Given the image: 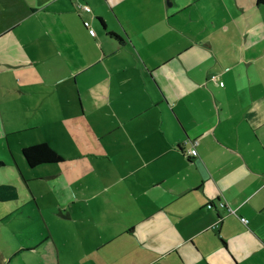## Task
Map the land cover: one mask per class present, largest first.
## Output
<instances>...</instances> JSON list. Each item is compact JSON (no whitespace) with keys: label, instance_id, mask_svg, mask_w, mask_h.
Returning <instances> with one entry per match:
<instances>
[{"label":"crops","instance_id":"1","mask_svg":"<svg viewBox=\"0 0 264 264\" xmlns=\"http://www.w3.org/2000/svg\"><path fill=\"white\" fill-rule=\"evenodd\" d=\"M204 4L213 9L210 0H16L12 12L0 8V76L36 69L39 81L18 80L21 93L39 85L51 95L62 86L65 118H76L75 108L85 117L102 114L92 143L105 147L82 151L110 169L98 173L103 189L92 180L89 208H77L95 227L93 204L107 210L111 233L86 250L87 264H99L95 254L114 243L109 264H264V75L256 68L264 64V6L255 0L258 17L245 26L233 16L230 30L222 6L212 18ZM193 8L204 12V25ZM51 60L63 71L39 72L37 64ZM194 140L197 155L188 158ZM0 164V186L18 193L0 201V264H69L30 191L35 168L23 156L18 165L8 145H0ZM54 183L50 214L83 221L73 214L70 183ZM39 218L45 235H24L38 231Z\"/></svg>","mask_w":264,"mask_h":264},{"label":"rangeland","instance_id":"2","mask_svg":"<svg viewBox=\"0 0 264 264\" xmlns=\"http://www.w3.org/2000/svg\"><path fill=\"white\" fill-rule=\"evenodd\" d=\"M2 1L3 2L0 1V8L3 9L2 11H4V13H10L14 10L16 0ZM239 2L240 0H210L213 9H210L204 4L206 5L204 6L206 15L212 18L215 15L218 17L222 16L223 13L217 8V5H220L225 10L223 17L230 26V30H232L233 25H235L234 18L236 15H239L244 23L243 25L247 26V22H249L251 18L258 17V14L254 12L255 0H242L241 4ZM240 7H242V10H240ZM193 10L196 17L199 18L204 25L205 17L202 14L204 12L201 11V13L197 8H193ZM244 13H248L250 16H245ZM118 33L121 34V32ZM121 35L123 36V34ZM202 36L203 35H200L198 40L201 39ZM214 38L220 40L219 42L221 44L224 42L218 35H215ZM51 59H56V57L51 56ZM47 63L48 62L44 64V62L41 61L37 64L39 72L42 71L44 74L47 72L46 70H50V72L58 74L63 71V68L59 67L57 61L51 60V63L45 67L44 65ZM256 68L258 72L261 71L264 75L263 62L258 63ZM18 70L20 69L13 70L14 73L4 75V77L0 76V145L3 147L9 146L13 159H15L18 165L20 160H22L20 148L22 146H29L30 144L49 142L53 148L59 150L65 157L64 163L60 165H42L29 171L28 177L34 180L29 184L30 191L36 203L39 204L40 218L43 216L45 228L49 229L51 234L55 237L56 246L62 257H64L69 264H87L89 259L85 257L86 250L93 249L95 242L101 243L102 240L100 236L102 233H107L108 235L111 233L110 225L107 222L110 215L107 210H98V204H93L100 214L99 219L101 221L95 227L88 214H85L77 208L79 205H81L83 210L85 207L87 209L89 208V204H84V201L89 200L93 188L91 185L92 180L94 179L96 181L97 190L103 189L105 185L101 181H98V173L104 168L110 169L108 162L105 160L99 159L100 157H95L94 155L84 154L82 151L83 148L89 150L105 147L107 141H102V146L92 143L96 138L94 135H98L97 128L100 127L98 126L100 120L97 119L102 117V114H99L101 115L99 118L94 119L92 116L87 115L88 113L86 114L87 117L84 115L81 116L75 108L74 110L77 117H70V119L65 118L63 111L66 110L68 105L65 101V95L62 92V86L57 87L58 93L51 95L43 93L42 91H44V88L39 85H36L34 89L31 88V90H27L29 93H21L20 89L22 85L18 83V80H22L23 83H26L25 81L28 77L37 79V76L36 69L28 70L26 75H22L21 71L19 72ZM43 79L46 80L45 76H43ZM87 80H89V78H87ZM36 81L39 80L37 79ZM48 81L50 80L48 79ZM67 89L73 93L71 83H67ZM73 95L75 97V92ZM82 98V102H85L86 98L84 95ZM82 124L87 125L85 129L79 131L75 128L77 126L82 128ZM30 125H34L37 128L34 131L22 132L24 130L23 128ZM75 152H78L77 156H74ZM97 155H99V153H97ZM1 170L7 173L11 170L15 171L13 168H1ZM10 173L13 174L12 172ZM59 178L64 179L67 184L70 183V187L76 196L75 200H77L73 203L75 204L73 214L84 218L83 221H61L50 214V212L53 211L52 205L50 204H57L53 188L50 184L56 183L59 181ZM0 182H4L2 174H0ZM55 187L57 186H54V188ZM81 200L83 201L81 202ZM124 207L129 208L130 206L127 205ZM1 208L3 209L4 207ZM122 214H120L117 219H120ZM40 218L33 224L36 225L38 231H33L28 228V231L25 229L23 234L28 235L35 232L36 234L42 233L45 235ZM119 245L120 244L116 245V243H114L111 248L106 249L104 252H97L95 255H97L99 264H109L110 259L108 258V254L111 253L114 247Z\"/></svg>","mask_w":264,"mask_h":264},{"label":"trees","instance_id":"3","mask_svg":"<svg viewBox=\"0 0 264 264\" xmlns=\"http://www.w3.org/2000/svg\"><path fill=\"white\" fill-rule=\"evenodd\" d=\"M256 5L264 6V0H256ZM109 35L114 38L119 45L122 46L124 44L119 36L113 33H109ZM21 155L29 168H36L47 164H58L64 160L60 154L46 143L24 147L21 149ZM17 197L18 193L14 188L10 186H0V201L14 200Z\"/></svg>","mask_w":264,"mask_h":264},{"label":"built area","instance_id":"4","mask_svg":"<svg viewBox=\"0 0 264 264\" xmlns=\"http://www.w3.org/2000/svg\"><path fill=\"white\" fill-rule=\"evenodd\" d=\"M77 9L82 10V11H84L86 13H89L90 12V9H89L88 6H80V5H77ZM83 26L86 28V30H87V32L89 33L90 36H95L94 30L92 28H90L88 22L84 21L83 22ZM212 79H214V77ZM190 144H191V148L188 150L187 156L189 158L196 157L197 152H196L195 147L197 146L198 142L196 140H194ZM220 207L221 208H226L227 207L229 213L235 215V211L234 210H231L230 208H228V206H226V204L220 203ZM239 220H240L241 223H244V224L247 223V221L244 218H239Z\"/></svg>","mask_w":264,"mask_h":264},{"label":"water","instance_id":"5","mask_svg":"<svg viewBox=\"0 0 264 264\" xmlns=\"http://www.w3.org/2000/svg\"><path fill=\"white\" fill-rule=\"evenodd\" d=\"M210 206H208V208H209Z\"/></svg>","mask_w":264,"mask_h":264},{"label":"flooded vegetation","instance_id":"6","mask_svg":"<svg viewBox=\"0 0 264 264\" xmlns=\"http://www.w3.org/2000/svg\"><path fill=\"white\" fill-rule=\"evenodd\" d=\"M210 207H211V206H210ZM210 207H209V208H210Z\"/></svg>","mask_w":264,"mask_h":264}]
</instances>
